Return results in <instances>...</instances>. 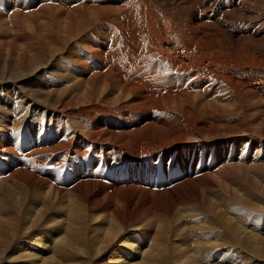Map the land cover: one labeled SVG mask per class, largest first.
<instances>
[{"label":"bare ground","instance_id":"1","mask_svg":"<svg viewBox=\"0 0 264 264\" xmlns=\"http://www.w3.org/2000/svg\"><path fill=\"white\" fill-rule=\"evenodd\" d=\"M37 1L39 9L29 14L36 17L57 10L64 20L60 28L43 24L37 32L20 29L15 15L34 9L23 0L9 1L8 8L17 12L11 14L4 8L11 25L8 30L0 19V126L7 128L5 132L0 129V264H183L190 256L189 263L196 264L200 252L215 248L210 242L206 245L196 240L201 233L210 231L220 219L232 226L244 223V218H238L241 214L251 217L242 201L253 196L264 199L263 162L226 165L236 160L229 155L218 171L213 166L204 176L197 171L173 189L169 185L181 178L185 169L192 173V163L169 166L159 160L155 170L157 161L151 159L119 166L113 161L109 164L103 155L102 163L97 160V167L92 168L94 155L84 152L87 156L76 161L82 175L71 188L60 181L70 154H55L68 147L80 151L77 142L71 139L48 146L55 140L48 132L43 140L34 141L35 147L28 148L32 134L25 129L37 118L50 130L60 125L66 132L73 130L75 139L83 136L105 152L115 147L111 154L123 152L132 159L198 142L206 146L215 143L218 160L234 151L233 145L238 143L242 152L262 157L264 90L260 97L240 77L251 75L253 86L264 89V51H252L238 41L264 42L252 35L259 32V24L253 25V30L258 29L251 34L249 24L239 31L241 26L225 20L226 30L209 33L212 21L200 24L198 16L189 20L185 14L188 20L184 23L185 18L181 21L179 15L163 11L153 0ZM245 1L240 7L247 5L248 9L252 2V7L258 5L257 0ZM174 18L182 28L174 29ZM103 31L105 35L96 36ZM106 31L114 35L107 36ZM233 32L246 36L234 39ZM104 41L110 50L102 55L93 45ZM65 48L74 50V56L63 58L61 54L59 59ZM89 54L99 61L93 64L85 59ZM53 60L64 64L68 74L59 85L41 80L54 73ZM5 91H17V98L8 100ZM150 113L154 114L151 119L136 123L138 116ZM11 137L19 142L8 146ZM8 149H13L14 162L2 155ZM32 155L38 162L47 157L49 161L43 158L42 166L53 165V175L40 172L43 167H35L34 162L30 172L26 166ZM2 159L12 164L13 171L6 172ZM151 169L160 175L158 188L150 180ZM237 179L239 186L234 188L230 183ZM117 182L125 185L117 186ZM209 190L222 193L223 198L208 196ZM223 191L238 203L233 204ZM206 216V221L195 226L193 220ZM192 221L194 225H190ZM257 240L260 243L264 238ZM209 260L211 264L223 263L217 255ZM261 260L257 264H262Z\"/></svg>","mask_w":264,"mask_h":264},{"label":"rangeland","instance_id":"2","mask_svg":"<svg viewBox=\"0 0 264 264\" xmlns=\"http://www.w3.org/2000/svg\"><path fill=\"white\" fill-rule=\"evenodd\" d=\"M9 1L10 0H1V4L2 5H0V12H1L0 13V19L6 24L5 25L6 30H8L9 27H11L10 23L7 22V21H9V17L5 16L6 12L4 10V8L10 7V2ZM23 1L26 3L27 7L32 8V9L34 8V9L32 11H28V10L25 9L26 12L25 11L22 12V11H20L21 10L20 9L19 10L20 12H22L23 14H28V15H25V16L23 14L15 15V18H16L17 22L19 23V27L22 26V28L20 27V29H22V30L29 29V30H32L34 32H37V30L41 31V28H42L43 24H47L48 28L53 29V25H54L55 29L57 30V28H60L61 24H63L62 22L64 20L59 18V14H56V12H58L57 10H55V12L50 11V13H46L43 16L38 14L36 17H34V16H32V14H34V13H32V14H29V13L35 11L36 9L37 10L39 9V1H37V0H33L34 2L32 0H23ZM31 1H32V3H31ZM153 1L156 2L158 7L161 6L160 8L163 11H165V12H167L169 14L179 15L178 18L181 21H182V19L184 20L185 16H187V15H188V19L189 20H190V18H192L195 15L198 16L197 21L200 22V24H205V21H210V22L212 21L211 28H209V30H208L209 33H213V31L219 30V29H220V31H222V29L226 30L227 24L224 22L225 20H229V21L232 20L231 22L233 23V25L234 24L235 25L238 24V26H241V27H239V31H240V29L241 30L242 29L245 30L246 26H247L246 24H249L248 28L251 29L249 31L251 34L256 29H258V27L257 28L255 27L254 30H253V25L256 26V24H259V26H260L259 27V32L255 31V33L252 34V35L255 36L254 38L256 40L264 41V39H263L264 38V0H257L256 5L257 4L258 5L254 6V7H252L253 2H252V4L250 3L251 5L248 3V6L250 7V8L248 7V9H246L247 5H244L243 8L240 7V4H241L240 2L242 0H213V1L212 0H190V1L189 0H186V1H180V0H153ZM243 1H245V0H243ZM245 2H248V1H245ZM102 3L104 5H110L113 2H102ZM115 3H120V1H116ZM56 4L62 6V4H60V3H56ZM32 5H33V7H32ZM42 5L43 6L46 5V3L43 1ZM196 5H198V6H196ZM213 5H214V7H213ZM188 6H189V10H185V9L188 8ZM241 6H242V4H241ZM258 6H260V7H258ZM235 7L238 8V9H236ZM62 8H61V10L63 12ZM240 8H242V9L240 10ZM8 9H6V11L10 10V9L9 10ZM14 9H16V8L11 9L12 11L10 10L9 13L12 14L14 11L15 12L18 11V10H14ZM226 9L227 10L229 9L230 11L228 10L229 11L228 12ZM52 12H53V14H51ZM184 12H187V13H184ZM226 12H228L229 15ZM249 12H251V13H249ZM65 13H68V12H65ZM185 14H187V15H185ZM222 15H224V16H222ZM22 16H23V18H22ZM26 17H28V18H26ZM41 17H42V20H41ZM234 17H236V18H234ZM188 19L185 18V20L182 21V22L185 23ZM25 20L27 21V23H24ZM29 21H32V23L29 22ZM175 21L177 22V18L176 19L174 18V22H172L173 23V27L176 30L180 25L178 23H176ZM21 22H22V24H21ZM216 24H218V26ZM212 26H214V27H212ZM1 27H2V24L0 23V28ZM16 27L17 26H14V27H12V29H16ZM179 28H182V27H179ZM119 29H114V31L117 32ZM106 32H107L106 33L107 36L109 35L108 33H111V31H106ZM103 33L105 35V32L103 31V32L98 33L96 36H98L100 34H103ZM126 34H129V32H127ZM242 34L244 36H246L244 33H240L239 34L237 32H233V35H234L233 37H234V39H237V37L242 36ZM35 35H33V38L36 37ZM110 35H114V33L112 32ZM235 35H237V36H235ZM107 36H105V37H107ZM244 36H242V37H244ZM247 36H250V35H247ZM0 37H3V35L1 33H0ZM98 37H101V36H98ZM256 37H259L261 39L256 38ZM124 38L128 39L129 37L125 36ZM30 39H32V36H29V40ZM241 39L238 40L240 42V46L250 48L252 51H256V52L257 51H264V42H261V43L258 42V44H252V43H247V41L244 40L245 38L242 39L243 41ZM46 44H47L48 48L51 46L49 41ZM108 46L109 45L107 44V41L102 42L100 46L93 45V47L96 50V52H98L99 54H102V55H104L107 51L110 50ZM136 46L139 47L138 45H136ZM71 48L74 49V47H71ZM71 48H69V49L65 48L63 51H61L59 59H61V57H62L61 54L63 55V58L66 57V56L67 57L74 56L73 53L75 51L72 50ZM90 54H92V53H90ZM90 54L88 55V57H85V59H88L93 64L95 62H97V60L99 61L98 58L91 57ZM47 57L49 58V56H47ZM41 59H42V57H41ZM54 60L51 61V63H53L54 65L57 66L58 64H56V61H54ZM75 60H77V57H75ZM59 64H63V63L59 62ZM56 66L54 67L55 71H54L53 74H50L48 77H47V75L46 76H44V75L42 76L43 79H41V80L43 82L45 80V81H48V84L52 83L54 85H59L61 83L62 78L67 74V72L65 71L64 64L62 66L58 65L59 67L58 66L56 67ZM76 67L79 68L77 65H76ZM61 68H63V69H61ZM58 74H59V76L61 78L58 76ZM53 76H54V78H52ZM55 77H57V78H55ZM240 79L241 80H246L247 85L250 88H252L258 95H260V97H263V90H264L263 86H261V87L253 86V84L251 82V75H247L246 76L243 73L241 75ZM54 81L55 82L57 81L56 84H55ZM39 83H41V82L39 81ZM8 93L6 91L3 92V96H7L8 95V100H12L13 98H17V96H16L17 95L16 94L17 91L16 92L15 91H10ZM192 94L198 95V94H201V91L199 93H192ZM5 109H6V111L7 110L10 111V108L8 109V107H6ZM146 116H149V117L145 118ZM153 116H154L153 113H150V115L144 114L142 116H138L136 123L139 125L140 123L145 122L147 119H149V118L151 119ZM2 119H0V120L2 121ZM33 121H32L33 122L32 123V127H28L27 126L26 129H25V132H28V131L31 132L32 140H33V141L31 140L28 143V148L35 147L34 141L36 142L39 137H40V140H43L44 135L47 134L48 132H51L52 135L55 138L54 142H50L48 146H52L53 144L63 143L64 141H69L71 139L75 140L77 142V145H78V148H79L80 151H77L75 149H71L70 147H68L65 150L61 149L60 151L56 152V154H55V155H58V156H66L68 153L70 154V158H71L70 164L67 166L66 172L61 173L60 181H61V183L63 185H68L71 188H72V186L73 187L75 186V184H76L75 182L78 179H80V177L82 175V173H81L76 161L79 158H84V157H86L89 154L90 155H94V162L92 164V168H96L97 167L96 166V161L97 160H98L99 163H102L101 162V156H103V155L106 156L109 159V164L113 161V162L117 163L119 166H121V165H123L125 163H130L132 165H136V164H139V163H141V162H143V161H145L147 159H151V160H154V161L162 160L163 162L168 163L169 166H171V165L176 163V165L179 164L180 166L183 167L184 163H187V164L188 163H192V171H191L192 173H189V168L185 169L184 170V174L182 175V177L179 178L178 180H176L174 183H171L169 185V187H171V188L173 187V189L180 185V180H183V179L185 180V179H187L189 177L190 178L194 177V175L196 174L197 171H199L201 174H203V176L208 172L207 168L210 167V166L215 167V169H214L215 172L218 171L217 170V169H219L218 167H220L221 163L229 155L233 156L232 158L236 159V160L235 161L234 160H230L229 162L226 161V162H228L226 165H228V164H240L242 162H243V164L245 163V165H246V164H251L253 160H256L257 162L260 161V163H262V162L264 163V160H263L264 155L261 157V156H258L256 153H252V154L251 153H244V152H242L239 143L238 144H234L233 145L234 151H232V152L227 151V155L225 156L224 159H221V160H218L215 157L216 144L213 143V144H210V145L206 146V144L203 143V142L188 143V144L180 146V147H178L176 149L162 150V151H158V152H155V153H150V154H147V155L142 156V157L137 158V159H132V158L126 157V156L123 155V152H121L120 154L115 156L114 154H111V151L115 147L110 148L108 152H105L104 149L102 150V146L93 145L90 140L86 139L83 136H78V138L75 139L76 133L73 130L70 131V132H66V130H64V128H62L60 125H56L54 130H50V129L44 127L37 118H34ZM46 123L48 124V121ZM49 124H53V122H50ZM1 127L2 126H0V129L2 131L4 130V132H5V129H7V128H3V127L1 128ZM246 140L247 139H245V141ZM18 142L19 141L15 137H11V141L9 142L8 146L13 145L14 143L17 144ZM84 144H86V146ZM219 144L223 145L226 148L224 143H219ZM87 146H90V147L88 148ZM233 148H231L230 151ZM84 152H88L87 155H84ZM2 155H5V157H7L8 159L11 158L10 159L11 162L15 159V157L13 156V149H8L5 153H2ZM17 156H18V158L20 160L21 157L19 155H17ZM43 158L45 159V161H49L47 157L43 156ZM43 158L41 159L42 161L38 162V157L35 156L33 158V155H32L30 164L28 166H26V167L31 172V167H32L33 162H34L35 163V167L37 165L40 168L43 167L42 169L39 170L40 172L45 173V174H46V172H48L47 173L48 176L53 175V172H55V170L53 169V165L52 166L49 165V167L48 166H42V163L45 162ZM2 160L5 162V165H6V168H7L6 172L13 171L12 164L8 160H5V159H2ZM53 161H54V159H53ZM233 162H235V163H233ZM36 163H38V164H36ZM149 163H152V165H153V161H151ZM204 166H205V168H204ZM50 171H52V172H50ZM64 173H66V174L64 175ZM107 179H108V177H107ZM238 181L239 180L237 179L236 181H232L230 184L234 188L238 187L239 186V182ZM114 184H116L117 186L125 185L124 182H117V183H114ZM147 191H151V190H147ZM158 192H161V191H158ZM223 192L226 193L232 199L233 204H237L238 203L237 201H235L232 198V196L229 193H227L225 191H223ZM206 194H208V196L209 195L211 196V195H214V194L218 195V196L221 195L222 198H223V194L222 193L220 194L217 191H210L209 190V191H207ZM260 199L261 198H259V200H258V198L254 199V196H253V198H250V199L247 198L246 200L242 201V203L244 204V205L242 204V207L244 206V208L248 212V216L251 217L252 219L251 218L248 219V218H246V215L241 214L238 218H241V219L244 218L243 219L244 223L239 222L236 219L238 221V223H236V225H235L236 227L232 226V224L227 222L225 219H220V220H217V221L214 222V226L211 227L210 231H207L206 233H201V236L199 237V239L194 238V239H196V240H198V241H200V242H202V243H204L206 245H208L207 242H210L211 244H213L215 246V248H213L212 251H208L207 249H204L202 252H200L201 254L199 253L198 258L196 257L197 263H199V264H202V263L203 264H206V263L207 264H211L213 261L209 260L210 256H214L215 257L217 255V256H219V260L218 261L220 263L223 262L221 264H257V262L260 263L259 261L262 258L263 259L261 260V263L264 264V256H263L264 255V253H263L264 252V246H262V245H264V241H261L259 243V240H257V239H260V238H264L263 237L264 236V232H263V230H264V211H263L264 210V206H263L264 205V201L263 200L264 199H261V200ZM251 200L254 201V202H251ZM253 203L254 204L257 203V204L253 205ZM259 204H260V206H259ZM220 208H222V207H220ZM222 209L224 210L225 208L223 207ZM249 213H250V215H249ZM202 217H203V215H202ZM202 217L200 219L193 220L194 223H196L195 226L197 224H202V222H204V221H206L208 219L207 218L208 216L204 217L203 220H202ZM250 219L252 220V222H251ZM196 220H198V221H196ZM193 221L190 223V225H194ZM197 222H200V223H197ZM239 223H241V224H239ZM248 223H250V224H248ZM253 224H255L257 226L249 228V226H252ZM262 225H263V228H262ZM233 227H234V229H233ZM236 229H238L237 230L238 232L236 231ZM244 231H245L246 234L244 233ZM253 231H255V232H253ZM250 233H252V234H250ZM256 234H257V236H256ZM127 235H130V233H128ZM237 236H239L240 239L237 238ZM204 241H206V242H204ZM214 243H217V244H214ZM255 246H256V248H255ZM188 247L191 248V245H189ZM255 249H256V252H255ZM202 253H204V254H202ZM253 254H255V256ZM191 257L192 256H190V258ZM257 257H261V258L259 259ZM190 258H188L189 262L191 260ZM194 258H195V256H194ZM252 258H253V260H252ZM189 262L188 263H184L183 262V264H190ZM213 264H216V263H213Z\"/></svg>","mask_w":264,"mask_h":264}]
</instances>
